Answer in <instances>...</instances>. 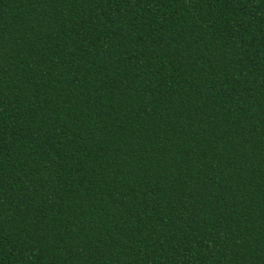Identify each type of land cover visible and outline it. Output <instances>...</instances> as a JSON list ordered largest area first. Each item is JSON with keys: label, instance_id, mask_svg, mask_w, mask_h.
<instances>
[{"label": "trees", "instance_id": "16d2710c", "mask_svg": "<svg viewBox=\"0 0 264 264\" xmlns=\"http://www.w3.org/2000/svg\"><path fill=\"white\" fill-rule=\"evenodd\" d=\"M0 264H264V0H0Z\"/></svg>", "mask_w": 264, "mask_h": 264}]
</instances>
